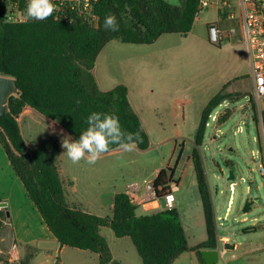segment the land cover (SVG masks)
Listing matches in <instances>:
<instances>
[{"label": "trees", "instance_id": "1", "mask_svg": "<svg viewBox=\"0 0 264 264\" xmlns=\"http://www.w3.org/2000/svg\"><path fill=\"white\" fill-rule=\"evenodd\" d=\"M200 1L182 0L175 6L166 0H100L97 12L101 22L97 29L83 23L68 24L50 18L8 24L0 10V75L15 77L20 91L19 95L9 98L7 112L0 117V144L30 199L62 247L96 253L100 264H121L113 259L108 242L100 232L101 228L109 227L117 238L131 239L143 264H172L189 250L196 252L205 264L201 250L217 249L214 205L200 148L211 115L226 101L235 102L233 95L226 92L230 83L204 107L195 133L196 147L187 158L180 178L175 180V169L166 165L152 181L159 198L170 196L172 187L179 186L189 162H193L207 240L191 249L176 208L139 215L137 206L125 192L113 197L111 218L71 207L60 175L58 140L46 138L38 148L30 150L17 119L26 107H30L61 125L76 140L86 130V119L92 112L112 114L119 118L123 131H139L142 143H138L137 148L148 150L151 138L129 101L127 86L119 84L103 91L93 69L103 49L112 41L150 45L163 35L186 37L196 22ZM108 14L116 16L119 31L105 30L104 20ZM231 115L226 112L219 119L220 124ZM262 118L264 123V112ZM110 149L108 153L120 148L110 145ZM249 207L250 204H246L245 209ZM226 249H233V246L226 245Z\"/></svg>", "mask_w": 264, "mask_h": 264}, {"label": "rangeland", "instance_id": "2", "mask_svg": "<svg viewBox=\"0 0 264 264\" xmlns=\"http://www.w3.org/2000/svg\"><path fill=\"white\" fill-rule=\"evenodd\" d=\"M170 2L179 4L177 0ZM234 14L235 19L223 20L222 27L226 30L236 29L240 34V10L235 9ZM238 38H227L220 45H215L209 38L201 35L195 26L193 32L186 37L178 34L163 35L155 44L150 45L124 44L116 40L110 42L99 61L101 70L107 67L117 73L126 61L143 60L144 66L138 70L137 78L143 79L149 90L138 93L134 102L143 111L141 122L151 138V146L145 151L138 148L132 152L123 151L121 161L117 164H124V167L116 174L96 171V177H91L89 171L81 172L80 192H83L85 181L90 178L99 177L104 182L103 186L115 181L122 185L132 181L152 182L156 172L166 165L175 169L176 178L179 179L187 158L196 147L195 133L205 105L224 85L230 83L226 92L233 95L235 102L228 100V104L221 105L215 114L225 110L232 115L222 124L220 121L216 123L210 120L200 151L212 200L219 210L220 221L228 228H219L220 238L228 236L237 243L258 239L260 234L250 238L242 236V228L254 226V222L241 223V220L245 216L249 219L257 217L260 224H264V188L259 192L257 189L264 181L258 158L259 151L264 149V126L260 120L264 112V100L260 104L253 100L250 60L244 41L240 36ZM239 126L242 127V132L238 130ZM38 134L47 136L42 127ZM35 137L30 138L25 133V139L31 148ZM31 148L29 149L33 150ZM67 159L66 156L62 158L64 170L72 168ZM229 162L234 165H229ZM231 170L235 172V179L228 181ZM194 173L191 161L181 180L182 184L174 185L173 198L182 211L191 243L203 240L206 236L201 197ZM231 183H236V200L224 222L231 197ZM248 187L252 189L251 194L248 193ZM258 196L262 198L260 205L244 215L243 207L246 202L251 203ZM163 205L166 206V203L163 202ZM94 213L105 216L109 211L96 209ZM137 213L146 214L142 206H137ZM101 230L116 256L129 251L139 257L130 238H117L109 227ZM253 257L264 264V250L256 251Z\"/></svg>", "mask_w": 264, "mask_h": 264}, {"label": "crops", "instance_id": "3", "mask_svg": "<svg viewBox=\"0 0 264 264\" xmlns=\"http://www.w3.org/2000/svg\"><path fill=\"white\" fill-rule=\"evenodd\" d=\"M166 1L170 2L172 0ZM177 1L179 3L178 5H175L174 2L170 3L172 5L179 6L182 0ZM209 1L212 2V6L207 9L202 15L197 17L195 20L196 22L194 23V27L197 26L200 34L207 37V39L209 38V27L213 23H216V21L220 22L222 26V21L225 20H220L216 9V0ZM194 27L191 32H193ZM106 47L99 55L96 61L95 68L93 69V73L98 86L103 91H109L119 84L126 85L128 88L127 96L129 97V101L142 121L143 111L137 106V104H135L134 101L138 93H141L145 89L149 90V88L147 87V83L143 82V79L137 78L138 70L140 69V67L142 68L144 66L143 60H128L121 65V67L118 69L119 71H117L116 69L117 73L109 70L110 68L107 67L101 70L99 61ZM17 119L19 121L24 139L25 133H28V136L30 138L36 136L35 139L32 140V148L25 139L28 148H31L33 150L38 148V146H40L39 144H41V142L46 138H56L58 140V145H60V175L64 183L66 193L65 197L71 207L82 209L94 215L96 213H94L96 209L100 211L108 210L109 214H105V216L100 214V217L111 218L113 197L118 193H127V189L129 186L135 183H140L137 181H132L128 182V184L124 182V184L122 185V183L118 184L115 181V183H108L106 184V186H103L104 182L101 181L99 177L97 179L90 178L85 181L83 192H80L79 186L80 182L82 181L81 172L89 171L91 173V177H96V171L104 174L109 173L110 175L114 173L116 174V172L120 168L124 167V164H117L121 161L120 158H122L123 150L118 149L102 155V157L97 161L95 165H89L86 162L83 163L82 161L78 164H73L69 159H67L72 168L70 170H64L62 166V158L63 156H66V154H64L66 150L61 147V142L64 136L71 135L66 132L61 125L52 120H48L30 107H26L20 117ZM41 127L43 128L47 136L38 134ZM72 139L74 140L73 137ZM258 155L259 163L264 164V149L260 150ZM229 165L233 166L234 164ZM158 172L156 173L158 174ZM64 173H66V176H64ZM174 179L178 180L176 178V174L174 176ZM181 184L182 183H180V185ZM263 188L264 181L258 186V192ZM216 191L218 193V188L216 189ZM174 192L175 191L173 186L171 195L173 198ZM248 193H252V189L250 187H248ZM231 197H233V199H231ZM231 197L228 200L224 222L227 221L226 219L229 217L231 207L234 205V200H236L235 196L232 195V193ZM261 200V196H258L251 203L247 201L246 204H250V207L245 209V204V206L243 207L244 215L252 211L255 206H259ZM212 201L214 205L216 226L218 231L217 248L220 249L219 264H261V262L257 258L253 257V254L256 251L264 250V224L261 225L257 217L249 219L248 216H245L241 220V223L252 221L254 222V226L242 228V236L244 238H250L253 235L260 234L258 239L250 240L246 243L233 242L228 236H224L221 239L219 236V228L223 227L227 230L228 228L225 227L220 221L221 216H219V210L216 209L214 200ZM254 201L258 202L255 203ZM84 205H86L87 208ZM171 208H176L179 211L180 218L183 223L182 225L184 226L187 234L189 249L194 248L207 240L206 229V236L203 240H198L194 243H191L184 220L182 218V211L178 208L175 199H173V206ZM202 212L204 218L203 205ZM203 222L205 225V218ZM100 232L102 233V230ZM108 245L115 261L120 262L121 264H143V261L139 254V257H137L132 252L123 251L116 256L113 253V249L111 248L109 242ZM226 245L233 246V249H226ZM26 260L30 261L29 264H100L99 255L96 253L86 250L69 248L67 246L62 247L59 244L56 237L52 234V232L44 222L38 209L30 199L22 182L18 178L16 172L13 170V166L8 159L4 148L0 144V264H20L21 262H24ZM172 264H202V262L196 252L189 250L181 254Z\"/></svg>", "mask_w": 264, "mask_h": 264}, {"label": "built area", "instance_id": "4", "mask_svg": "<svg viewBox=\"0 0 264 264\" xmlns=\"http://www.w3.org/2000/svg\"><path fill=\"white\" fill-rule=\"evenodd\" d=\"M99 1L52 0L56 5V10L50 19L68 24L83 23L97 29L101 22L100 15L97 12ZM27 3L28 0H0V10L3 13L4 22L8 24H23L36 21L25 19ZM211 6V1L201 0L196 18ZM237 8L241 13V21L239 22L240 34L236 32V29H224L220 22L216 21L209 27V40L215 45H220L227 38L238 40L240 36V39L244 41L252 70L253 100L260 104L264 100V0H216V9L220 20H234L236 17L234 10ZM223 104H228V101ZM225 114V110L216 114L214 112L210 120L217 123ZM260 120L263 125V118L261 117ZM209 122H207V127L210 125ZM238 130L242 132V127L239 126ZM259 169L261 174L264 175L263 163H259ZM235 186L236 183L230 184L232 195H234ZM127 194L130 201L136 206H142L146 214L171 209L173 206V197L171 195L164 198L157 196L153 182L135 183L128 187ZM163 202L166 203V206L163 205Z\"/></svg>", "mask_w": 264, "mask_h": 264}, {"label": "clouds", "instance_id": "5", "mask_svg": "<svg viewBox=\"0 0 264 264\" xmlns=\"http://www.w3.org/2000/svg\"><path fill=\"white\" fill-rule=\"evenodd\" d=\"M56 5L52 0H28L26 6V20L44 21L52 17ZM104 28L107 31H119V24L114 14L105 16ZM214 31V30H213ZM87 128L79 138L73 140L71 136H64L61 147L73 164L82 160L89 165H95L102 155L108 153L110 145H117L126 152L136 150L138 143H142L140 132H125L122 130L119 118L112 114L92 112L86 119Z\"/></svg>", "mask_w": 264, "mask_h": 264}, {"label": "water", "instance_id": "6", "mask_svg": "<svg viewBox=\"0 0 264 264\" xmlns=\"http://www.w3.org/2000/svg\"><path fill=\"white\" fill-rule=\"evenodd\" d=\"M19 89L15 77L0 75V117H3L7 112V104L11 96L19 95ZM234 171H230L228 181L235 179ZM220 249H204L201 250L205 264H219Z\"/></svg>", "mask_w": 264, "mask_h": 264}]
</instances>
